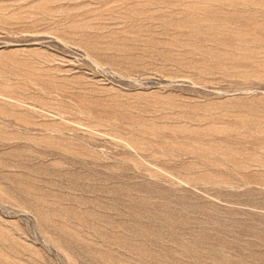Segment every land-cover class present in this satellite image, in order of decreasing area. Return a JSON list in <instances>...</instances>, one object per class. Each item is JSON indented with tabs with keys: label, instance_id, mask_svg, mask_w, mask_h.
<instances>
[{
	"label": "rangeland",
	"instance_id": "1",
	"mask_svg": "<svg viewBox=\"0 0 264 264\" xmlns=\"http://www.w3.org/2000/svg\"><path fill=\"white\" fill-rule=\"evenodd\" d=\"M0 264H264V0H0Z\"/></svg>",
	"mask_w": 264,
	"mask_h": 264
}]
</instances>
